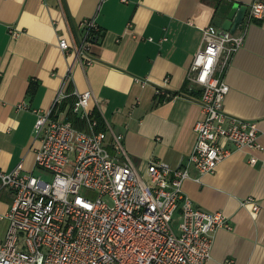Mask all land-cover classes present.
Instances as JSON below:
<instances>
[{
    "label": "crops",
    "instance_id": "crops-1",
    "mask_svg": "<svg viewBox=\"0 0 264 264\" xmlns=\"http://www.w3.org/2000/svg\"><path fill=\"white\" fill-rule=\"evenodd\" d=\"M255 1L264 2L0 0L1 167L12 171L23 164L35 171L37 111L53 109L66 83L69 97L55 108L57 117L69 118L74 92L92 91L90 108L101 116L110 146L115 135H123L125 152L143 175L152 160L178 168L194 150L202 117L188 75L203 29H222L231 7L246 5L245 20L234 32H245V41L225 75L230 92L224 110L259 122L262 149L234 151L212 174L201 176L192 167L193 178L182 189L195 207L223 212L232 225L215 233L208 264H264V17L247 20ZM92 19L101 35L90 46L88 64L77 47L82 23ZM62 39L68 51L60 47ZM75 115L82 130L90 131ZM249 197L261 206L259 213L253 204L242 205ZM13 199L11 191L0 189V247Z\"/></svg>",
    "mask_w": 264,
    "mask_h": 264
},
{
    "label": "built area",
    "instance_id": "built-area-1",
    "mask_svg": "<svg viewBox=\"0 0 264 264\" xmlns=\"http://www.w3.org/2000/svg\"><path fill=\"white\" fill-rule=\"evenodd\" d=\"M263 17L264 2L255 1L247 20ZM81 27L77 51L91 64L90 46L99 41L101 30L95 19ZM244 41L245 32L214 25L203 29L188 75L192 88L200 91L202 117L195 125L194 150L178 168L152 160L143 175L127 156L123 135H115L110 146L107 130H97L92 91L74 92L72 105L90 131L57 117L55 108L69 97L65 83L54 108L37 111L35 171L23 164L5 171L0 165V189L14 196L0 264H208L215 233L232 225L223 212L195 207L182 186L193 178L192 167L201 176L212 174L234 151L262 149L259 122L224 110L230 92L225 75ZM60 47L70 49L66 39ZM69 164L72 173L65 172ZM241 203L253 204L255 213L261 210L254 198ZM175 221L180 222L177 229Z\"/></svg>",
    "mask_w": 264,
    "mask_h": 264
},
{
    "label": "water",
    "instance_id": "water-1",
    "mask_svg": "<svg viewBox=\"0 0 264 264\" xmlns=\"http://www.w3.org/2000/svg\"><path fill=\"white\" fill-rule=\"evenodd\" d=\"M248 7L233 5L226 15L222 29L234 33L244 22Z\"/></svg>",
    "mask_w": 264,
    "mask_h": 264
},
{
    "label": "trees",
    "instance_id": "trees-1",
    "mask_svg": "<svg viewBox=\"0 0 264 264\" xmlns=\"http://www.w3.org/2000/svg\"><path fill=\"white\" fill-rule=\"evenodd\" d=\"M193 93L200 96L199 90H196ZM71 99H72V105H73V103L75 101V97H73ZM72 105H71V109H70V113H69V118L67 120L73 122L76 127L80 128V129H84L83 127H85V126H83L81 121L76 117L75 113L73 112ZM94 116L98 120V123H99L97 130L98 131L106 130L105 124H104L101 116L99 115V113L94 112Z\"/></svg>",
    "mask_w": 264,
    "mask_h": 264
},
{
    "label": "rangeland",
    "instance_id": "rangeland-1",
    "mask_svg": "<svg viewBox=\"0 0 264 264\" xmlns=\"http://www.w3.org/2000/svg\"><path fill=\"white\" fill-rule=\"evenodd\" d=\"M65 172H67V173H72V172H73L72 164H69L68 166H66V168H65ZM36 174H39V172L37 171ZM46 178L48 179L49 177H46ZM179 223H180V222H176V221H175V223H174V228H175V229H177Z\"/></svg>",
    "mask_w": 264,
    "mask_h": 264
}]
</instances>
